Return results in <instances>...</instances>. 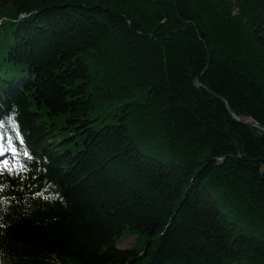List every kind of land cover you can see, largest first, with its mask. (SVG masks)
I'll use <instances>...</instances> for the list:
<instances>
[{
	"label": "trees",
	"instance_id": "obj_1",
	"mask_svg": "<svg viewBox=\"0 0 264 264\" xmlns=\"http://www.w3.org/2000/svg\"><path fill=\"white\" fill-rule=\"evenodd\" d=\"M0 17V264H264V0Z\"/></svg>",
	"mask_w": 264,
	"mask_h": 264
},
{
	"label": "rangeland",
	"instance_id": "obj_2",
	"mask_svg": "<svg viewBox=\"0 0 264 264\" xmlns=\"http://www.w3.org/2000/svg\"><path fill=\"white\" fill-rule=\"evenodd\" d=\"M143 97H144V91L135 94L132 98L136 100H140ZM104 112L105 110L102 113ZM140 238L141 236L138 233L126 231L117 239L116 245L120 248H129L134 245H139Z\"/></svg>",
	"mask_w": 264,
	"mask_h": 264
},
{
	"label": "water",
	"instance_id": "obj_3",
	"mask_svg": "<svg viewBox=\"0 0 264 264\" xmlns=\"http://www.w3.org/2000/svg\"><path fill=\"white\" fill-rule=\"evenodd\" d=\"M193 82H194V84L197 85V86H198V85H201V84L199 83L197 77H195V78L193 79ZM226 106H227L228 111L230 112V114L232 115V117H233L235 120L240 121V122H244V123L252 124V125L257 126V127H259V128H261V129L264 130V125H259V124H258L255 120H253L251 117H248V116H245V115H238V114H235V113L232 111V109H231L227 104H226Z\"/></svg>",
	"mask_w": 264,
	"mask_h": 264
}]
</instances>
